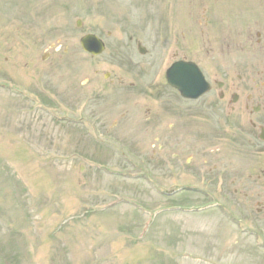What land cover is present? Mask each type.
Returning a JSON list of instances; mask_svg holds the SVG:
<instances>
[{
  "label": "rangeland",
  "instance_id": "1",
  "mask_svg": "<svg viewBox=\"0 0 264 264\" xmlns=\"http://www.w3.org/2000/svg\"><path fill=\"white\" fill-rule=\"evenodd\" d=\"M244 2L0 0V264H264V155L188 137L164 78L234 44Z\"/></svg>",
  "mask_w": 264,
  "mask_h": 264
},
{
  "label": "flooded vegetation",
  "instance_id": "2",
  "mask_svg": "<svg viewBox=\"0 0 264 264\" xmlns=\"http://www.w3.org/2000/svg\"><path fill=\"white\" fill-rule=\"evenodd\" d=\"M243 1L247 21L238 31L234 44L216 48L206 45L199 61L191 60L205 78L208 91L197 100H185L198 106L184 110L183 114L196 118L194 130L188 131L190 123L187 126L188 137L217 141L223 132L230 138L229 142L234 140L231 144L235 146L239 142L258 156L264 155V0ZM206 119L213 123V130L204 126ZM199 121L203 123L197 125ZM219 123L227 128L214 129ZM255 181V191L263 193L264 183ZM255 191L249 185L248 194L253 196ZM257 193V197L262 196ZM258 203L261 213L264 200Z\"/></svg>",
  "mask_w": 264,
  "mask_h": 264
},
{
  "label": "water",
  "instance_id": "3",
  "mask_svg": "<svg viewBox=\"0 0 264 264\" xmlns=\"http://www.w3.org/2000/svg\"><path fill=\"white\" fill-rule=\"evenodd\" d=\"M83 51L95 56L102 53L104 47L96 37L87 35L80 40ZM140 53L144 50L139 48ZM166 79L169 86L177 89L182 97L197 98L203 93L202 80L198 73L184 63L174 64L167 72Z\"/></svg>",
  "mask_w": 264,
  "mask_h": 264
}]
</instances>
